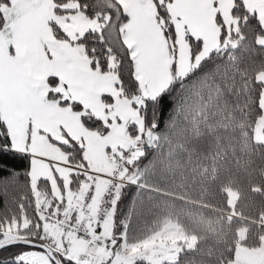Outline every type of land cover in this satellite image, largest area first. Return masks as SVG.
<instances>
[{"label":"snow or ice","instance_id":"6c2138e0","mask_svg":"<svg viewBox=\"0 0 264 264\" xmlns=\"http://www.w3.org/2000/svg\"><path fill=\"white\" fill-rule=\"evenodd\" d=\"M0 264H264V0H0Z\"/></svg>","mask_w":264,"mask_h":264}]
</instances>
